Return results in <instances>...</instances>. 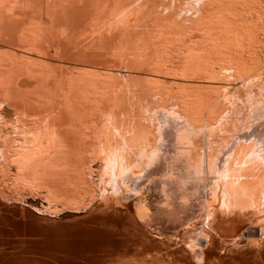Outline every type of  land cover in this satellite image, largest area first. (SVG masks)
Masks as SVG:
<instances>
[{
	"label": "bare ground",
	"instance_id": "bare-ground-1",
	"mask_svg": "<svg viewBox=\"0 0 264 264\" xmlns=\"http://www.w3.org/2000/svg\"><path fill=\"white\" fill-rule=\"evenodd\" d=\"M0 264H264V0H0Z\"/></svg>",
	"mask_w": 264,
	"mask_h": 264
}]
</instances>
